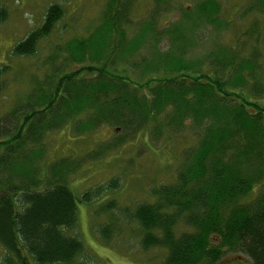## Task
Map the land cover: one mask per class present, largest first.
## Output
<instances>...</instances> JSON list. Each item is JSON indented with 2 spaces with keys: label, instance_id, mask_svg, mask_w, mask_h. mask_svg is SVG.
Wrapping results in <instances>:
<instances>
[{
  "label": "trees",
  "instance_id": "16d2710c",
  "mask_svg": "<svg viewBox=\"0 0 264 264\" xmlns=\"http://www.w3.org/2000/svg\"><path fill=\"white\" fill-rule=\"evenodd\" d=\"M131 1L108 0L100 23L66 42L60 60L57 47L46 71L0 116L3 264H73L84 257L80 238L67 231L77 226V203L96 200L93 217L109 215L96 228L106 244L133 224L143 250L164 251L160 264H215L227 252L264 264V52L254 43L245 55L238 44L187 54L199 27L229 25L215 0L196 1L160 30L156 19L165 0H153L156 7L134 24ZM249 8L264 13V0ZM62 16L61 6L49 5L11 55H33ZM6 17L0 7V22ZM188 122L196 141L182 150L173 181L151 188L149 200L134 206L100 201L118 187L116 176L79 195L68 186L83 160L141 130L168 136ZM102 124L120 132L83 158L45 163L47 134L69 125L80 136ZM258 184L257 195L245 199Z\"/></svg>",
  "mask_w": 264,
  "mask_h": 264
},
{
  "label": "rangeland",
  "instance_id": "374dc122",
  "mask_svg": "<svg viewBox=\"0 0 264 264\" xmlns=\"http://www.w3.org/2000/svg\"><path fill=\"white\" fill-rule=\"evenodd\" d=\"M108 0H0V7L7 10V17L0 22V116L13 107L15 100L31 89L33 79L46 71L47 57L63 49L71 39L87 36L99 23ZM198 0H165L159 5L160 12L156 27L181 18ZM219 14L229 25L220 31L209 26H201L194 33V44L187 54L197 55L209 51L217 44L234 48L236 44L242 54L249 51L252 44L264 52V13L249 6L253 0H215ZM58 4L63 16L55 24L51 33L41 39L31 56H13L11 47L29 31L38 27L46 9ZM156 7L153 0H132L128 6L131 22L146 19ZM264 12V11H263ZM133 26V25H132ZM253 31L252 37L245 34ZM244 43V44H243ZM161 46L165 41L160 42ZM243 44L242 46H240ZM262 100V99H261ZM119 129L102 124L90 133L76 136L69 125L50 132L45 138V163L61 157L80 158L94 150L98 144L109 142L119 133ZM150 133V132H149ZM145 130L135 133L116 148L94 160H83L78 168L70 173L67 184L79 195L83 190L110 178L118 177L115 190L105 193L101 200L113 199L118 206H134L149 200V190L160 184L173 181L180 164L182 150L192 145L197 133L188 122L177 133L155 137ZM255 185L245 199H253L258 193ZM100 204L77 203V226L67 231L78 236L84 246L85 256L78 257L73 264H160L164 251L158 248L143 250L139 244L140 231L137 226H124L109 243H104L96 232L97 226L108 220V214L93 217L94 209ZM5 251L0 245V264H3ZM215 264H252L242 253L227 252Z\"/></svg>",
  "mask_w": 264,
  "mask_h": 264
}]
</instances>
